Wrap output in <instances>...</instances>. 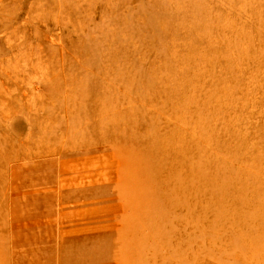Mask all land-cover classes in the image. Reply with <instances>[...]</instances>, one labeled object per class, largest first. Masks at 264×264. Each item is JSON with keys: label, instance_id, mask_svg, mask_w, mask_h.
Listing matches in <instances>:
<instances>
[{"label": "rangeland", "instance_id": "1", "mask_svg": "<svg viewBox=\"0 0 264 264\" xmlns=\"http://www.w3.org/2000/svg\"><path fill=\"white\" fill-rule=\"evenodd\" d=\"M0 264H264V0H0Z\"/></svg>", "mask_w": 264, "mask_h": 264}]
</instances>
